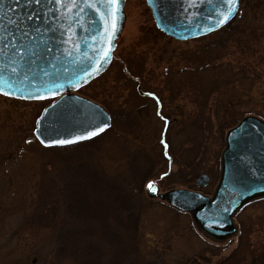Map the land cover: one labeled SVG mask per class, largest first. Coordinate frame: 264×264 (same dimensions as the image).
I'll list each match as a JSON object with an SVG mask.
<instances>
[{
    "label": "rangeland",
    "instance_id": "1",
    "mask_svg": "<svg viewBox=\"0 0 264 264\" xmlns=\"http://www.w3.org/2000/svg\"><path fill=\"white\" fill-rule=\"evenodd\" d=\"M227 83L241 97L235 116ZM75 93L112 127L63 148L34 132L55 99L0 94V264H264V197L218 240L146 191L156 181L212 196L228 131L249 111L264 118V0H241L229 24L187 41L158 29L147 0H125L112 62Z\"/></svg>",
    "mask_w": 264,
    "mask_h": 264
},
{
    "label": "water",
    "instance_id": "2",
    "mask_svg": "<svg viewBox=\"0 0 264 264\" xmlns=\"http://www.w3.org/2000/svg\"><path fill=\"white\" fill-rule=\"evenodd\" d=\"M71 2L65 0V3ZM90 2L98 3L102 13L106 11L99 0ZM147 3L158 29L177 40L187 41L223 28L237 15L241 1L238 0L235 13L223 24H218L217 20L219 13L227 11L226 0H147ZM37 11L39 20L27 19L29 14ZM113 22L116 30L109 41L108 33L112 31ZM124 22L125 0H122L116 18L103 17L83 0L76 8L57 5L55 0L51 3L41 0V4L32 3L31 6L27 0H0V35L6 34L3 29L21 38L22 31L27 32L28 37L23 38L25 44L34 46L35 42L43 41L36 48L40 53H44L45 45L51 48L46 59H38L35 63L25 60L20 64L19 79L23 80L25 74L30 79L35 76V84L25 81L28 86L23 92L14 88L12 91H16L17 95H6L18 98L34 94L39 97L27 100L57 98L37 120L35 134L40 142H45H41L45 147H66L87 142L111 128V115L102 105L73 92L106 71ZM36 26H40V33L32 30ZM49 27L54 31L46 32ZM109 45L112 50L105 59L99 54L100 48L102 46L107 51ZM97 67L100 68L98 73L94 71ZM44 72L50 73V76H45ZM54 83L64 86L56 89ZM104 124L108 127L98 131ZM93 130H97V134L89 136L88 133ZM53 140L71 142L51 144ZM209 181V175L202 174L197 178V185L206 186ZM150 183L154 191L149 189ZM150 183L146 186L150 197L167 200L174 208L191 212L196 225L204 233L219 240L234 235L237 231L233 221L235 213L249 201L264 195V120L249 115L228 131L221 177L212 196L186 188L160 193L159 185Z\"/></svg>",
    "mask_w": 264,
    "mask_h": 264
},
{
    "label": "snow or ice",
    "instance_id": "3",
    "mask_svg": "<svg viewBox=\"0 0 264 264\" xmlns=\"http://www.w3.org/2000/svg\"><path fill=\"white\" fill-rule=\"evenodd\" d=\"M49 3L52 2V0H48ZM57 5H61L65 8H76L79 6L80 0H72L71 3H65V0H55ZM83 2L90 8H92L97 13H100L103 17L111 16L113 18H116L120 7L122 4V0H99V2H102L104 4V7L106 9L105 12H101L100 7L98 6V3H92L90 0H83ZM32 3L35 4H41V0H27V4L31 6ZM238 3V0H226V12H221L218 15L220 18L217 20L218 24H223L226 22L231 15H233L236 11V5ZM83 11V9H80ZM40 19L39 11L31 13L27 16L28 20L32 19ZM17 28H19V24L16 25ZM112 31L108 33V40L110 41L112 37L115 34L116 25L113 22L112 25ZM36 33H40L41 28L40 26H36L32 29ZM46 32L54 31L53 29L46 28ZM3 32L6 33L5 35H0V93H3L5 95H17L16 91H12L14 88H19L21 92H23V89L28 86V84L25 83V81H28L31 84H35V76H32L31 79L27 74L24 75L23 80H20V64L21 62L27 60L29 63H35L38 59H46V56L48 53L51 52V48H48L45 45V51L44 53H40L36 50V48L39 47L40 43H43V41L35 42L34 46H29L24 43L23 38L28 37L27 32L22 31V37H17L15 33H8L7 29H3ZM111 46L109 45L108 50L104 51L103 47L101 46L99 54L102 55L105 59L110 55L111 52ZM70 55V53H69ZM102 66V64H101ZM54 67V65H53ZM95 72H99L100 68L97 67L94 69ZM86 74L90 75L86 72ZM45 76H50V73L44 72ZM53 86L56 89L63 88V84H56L54 83ZM8 89L9 91H6ZM39 90L37 89V92ZM55 94V93H53ZM18 98H39L38 96L34 94L29 95H23ZM47 111V110H45ZM108 127V124H104L102 127L98 129V131H103L105 128ZM97 134V130H93L88 133L89 136H94ZM83 137H77V139H82ZM42 143H45L44 141H41ZM71 141L68 140H53L51 141V144H67ZM150 190H155L153 185L150 183L148 185Z\"/></svg>",
    "mask_w": 264,
    "mask_h": 264
},
{
    "label": "trees",
    "instance_id": "4",
    "mask_svg": "<svg viewBox=\"0 0 264 264\" xmlns=\"http://www.w3.org/2000/svg\"><path fill=\"white\" fill-rule=\"evenodd\" d=\"M235 74H237V73H235ZM234 74V75H235ZM224 88H226V95H227V97H225V100H223V105H224V112H226V114L228 115V116H235V112H236V108L238 107V106H240V103H241V97H236V96H231L230 94H229V91H230V88H231V86H230V84H226V85H224ZM230 95V96H229ZM221 102V101H220ZM246 114H252V115H257V116H260V115H263L260 111H255V110H252V111H249L248 113H246ZM242 118H240V120H241ZM239 120V121H240ZM237 121V120H236ZM238 121V122H239ZM238 122H235L234 123V125H233V127L238 123ZM135 238V237H134ZM90 253V252H89ZM192 261H194V259H192Z\"/></svg>",
    "mask_w": 264,
    "mask_h": 264
},
{
    "label": "flooded vegetation",
    "instance_id": "5",
    "mask_svg": "<svg viewBox=\"0 0 264 264\" xmlns=\"http://www.w3.org/2000/svg\"><path fill=\"white\" fill-rule=\"evenodd\" d=\"M262 198V197H261Z\"/></svg>",
    "mask_w": 264,
    "mask_h": 264
}]
</instances>
